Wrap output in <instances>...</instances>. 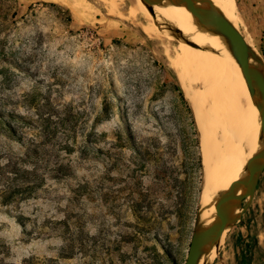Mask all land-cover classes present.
<instances>
[{"label":"rangeland","instance_id":"1","mask_svg":"<svg viewBox=\"0 0 264 264\" xmlns=\"http://www.w3.org/2000/svg\"><path fill=\"white\" fill-rule=\"evenodd\" d=\"M229 1L264 63V0ZM84 2L76 15L58 0H0V264H184L203 165L180 169L190 122L169 67L179 41L145 35L128 0ZM128 126L158 163L137 155ZM212 251L201 264H264V172Z\"/></svg>","mask_w":264,"mask_h":264},{"label":"bare ground","instance_id":"2","mask_svg":"<svg viewBox=\"0 0 264 264\" xmlns=\"http://www.w3.org/2000/svg\"><path fill=\"white\" fill-rule=\"evenodd\" d=\"M58 1L76 15L82 14V9L87 6L85 0ZM208 1L220 10L238 33L254 45L248 34L240 30V18L236 16L232 2ZM128 2L129 21L145 35L156 39H166V36L179 41L178 53L169 60V67L174 71L185 98L192 106L200 133L203 165L197 218V227L200 229L225 212L232 201L231 184L258 146L259 103L232 63L222 38L200 16L195 7L190 6L184 11L152 7L155 15L165 20L172 29L160 32L143 3L139 0ZM115 4L118 5L114 2ZM137 15L143 18L145 25L137 23ZM166 50L167 48L165 53ZM212 245L205 251L200 264L212 258Z\"/></svg>","mask_w":264,"mask_h":264},{"label":"water","instance_id":"3","mask_svg":"<svg viewBox=\"0 0 264 264\" xmlns=\"http://www.w3.org/2000/svg\"><path fill=\"white\" fill-rule=\"evenodd\" d=\"M139 1L146 6L153 20L156 15L152 7H166L174 11H184L190 6L195 7L200 16L222 38L232 63L259 103L258 146L237 172L231 184L232 201L223 214L216 216L198 229L191 239L184 264H200L205 251L217 240L222 239L250 207L259 179L264 172V63L255 47L238 33L220 10L208 0Z\"/></svg>","mask_w":264,"mask_h":264},{"label":"trees","instance_id":"4","mask_svg":"<svg viewBox=\"0 0 264 264\" xmlns=\"http://www.w3.org/2000/svg\"><path fill=\"white\" fill-rule=\"evenodd\" d=\"M263 53H264V51H263ZM174 88L178 92V96H179L180 101L183 102L185 104V106H186V111H187L188 119H189V122H190L189 123V131L190 132L186 133V132L183 131V135H182L183 138L187 139V141L183 142L182 148H183L184 151L190 150V152L188 153V155H189L188 156V161L186 163L182 164V166H180V169L183 168V167H186L189 170H193L194 168H196L200 172V171H202V161H201V156H200V153H199V139H198V133H197V131L195 129L193 114H192V111H191L189 105L187 104L182 92L179 90L178 86L175 85ZM156 120H157V118H156ZM125 136H126V139L128 141H130V143L133 146L135 152L137 153V155L142 160H145V161H151L152 160L155 163H158L160 161L158 152H155V153L153 152L152 153L148 149L143 150L141 145H139V147L136 146V144L134 143V139H133V136H132V133H131V130H130L129 126H128V128L125 131ZM151 147L156 149L154 144ZM156 168L159 169L160 166L156 167ZM176 169L177 168H174L175 171H173V172L171 171L170 176L172 175V173L175 174ZM174 179L175 178H172V181L175 182L174 183V188L175 189L179 188L181 183L179 181H177L176 179L175 180ZM159 180H160V182H162V181L165 180V178H162V179L158 178V181ZM179 190H180V188L178 189V191L176 193L180 197L182 195V192L179 191ZM143 197L145 198L146 196L143 195ZM179 200L181 201V199H179ZM132 212H133L134 217L136 218V220H142V221L144 220V217L141 216V212H142V206L141 205L136 204V206L132 210Z\"/></svg>","mask_w":264,"mask_h":264}]
</instances>
